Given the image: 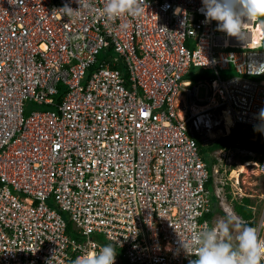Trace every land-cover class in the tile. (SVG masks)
Instances as JSON below:
<instances>
[{
    "label": "built area",
    "instance_id": "obj_1",
    "mask_svg": "<svg viewBox=\"0 0 264 264\" xmlns=\"http://www.w3.org/2000/svg\"><path fill=\"white\" fill-rule=\"evenodd\" d=\"M87 3L69 18L76 0H0V264H72L108 243L115 264H189L180 240L195 252L193 232L213 227L194 136L217 111L264 125V73L247 70L264 62V31L249 21L230 36L202 0H139L140 15L115 19L107 0ZM192 66L215 74L204 103ZM28 101L47 109L26 113ZM240 220L264 238V209Z\"/></svg>",
    "mask_w": 264,
    "mask_h": 264
},
{
    "label": "clouds",
    "instance_id": "obj_2",
    "mask_svg": "<svg viewBox=\"0 0 264 264\" xmlns=\"http://www.w3.org/2000/svg\"><path fill=\"white\" fill-rule=\"evenodd\" d=\"M76 2L79 4V10L73 9L70 4H65L60 11L71 18L82 8L90 7L87 0H76ZM202 4L203 7L200 11L206 17V22L218 21V28L230 36H237L241 39L246 35L244 30L249 21L258 20L261 25H264V0H202ZM103 12L108 19H115L126 12L140 15L143 12V7L139 0H107ZM247 70L251 75L264 73V62L250 60ZM187 80L192 79L188 78ZM259 117L264 120V108L260 109ZM213 123L214 119L208 129L203 128V132L207 131L211 134L215 126ZM254 130L264 131V125H254ZM197 135L201 137L202 134ZM223 152H220L221 155ZM226 154L228 153L226 152ZM215 159L214 168H216L217 162L221 161L218 158ZM207 189L209 190L208 183ZM210 193L209 190V195ZM216 194L220 196V193L216 192ZM221 212L223 211L221 210ZM210 215L208 214V216ZM190 240L196 246L195 252L189 250L187 241L180 240L186 252L196 256V259L190 260L189 264H264V238L259 235V229L244 223L233 215L221 218L213 227L193 232ZM116 255V245L108 243L99 246L98 251L82 253L72 261V264H115Z\"/></svg>",
    "mask_w": 264,
    "mask_h": 264
},
{
    "label": "rangeland",
    "instance_id": "obj_3",
    "mask_svg": "<svg viewBox=\"0 0 264 264\" xmlns=\"http://www.w3.org/2000/svg\"><path fill=\"white\" fill-rule=\"evenodd\" d=\"M105 51L106 50L103 49L102 52ZM106 55L107 57L108 55L110 56L111 52L106 51ZM113 56L116 60H121L118 54L113 53ZM192 70L193 73L189 74L187 78H191L192 82H194V84L198 86L197 101L204 103L208 100V87L206 84L208 79H200L199 81L196 80L198 79L197 75L201 73V68L196 67ZM235 74L236 72L234 68L221 72V75L223 77ZM198 108L199 107H197L196 109ZM46 109V106L38 105L37 103L32 101H28L26 103V113L34 110L44 111ZM213 119V124H215L216 122L217 124H215L214 128L212 129V133H205L200 137V140H202L203 144L206 143L205 145H209L212 141L218 139L220 136L229 135L233 129L231 125H228L226 120L227 118L224 119L223 114L220 111H217V113L215 112ZM239 129V134L242 135L243 138L239 139L238 142H236L237 144L230 148L228 154L221 155L220 152H216L219 150H216L215 152H212V156L210 151H208L206 148L202 149L201 151L204 160L208 164L210 176L214 178V181L208 185V188L211 192V209L212 213L215 215L216 222L228 215L243 218L241 213L235 211L234 203L235 201L243 202V200L241 201V197L244 195L251 197L250 207L252 208L253 216H255L256 220L260 219L262 211L264 209V174L259 171L256 164L260 157V153L256 152L253 149L249 150L242 147V145H244L245 143L251 144L255 136H258L260 134V131H256L254 130L253 126L246 124H239ZM248 155H250L252 159L247 160L246 157ZM218 157H221V161H219V165H215V167L219 169V173L216 174L215 172H213L214 163H212V159ZM246 161H248L249 164L245 166L246 170L243 171L240 167L242 164H246ZM216 192L220 193V196H217ZM51 204H55L53 199H51ZM224 204H228L230 206V209H223ZM221 210L223 212H221ZM223 214H226L225 217L223 216ZM65 216L67 215L65 214ZM233 235L235 236V233H233Z\"/></svg>",
    "mask_w": 264,
    "mask_h": 264
},
{
    "label": "trees",
    "instance_id": "obj_4",
    "mask_svg": "<svg viewBox=\"0 0 264 264\" xmlns=\"http://www.w3.org/2000/svg\"><path fill=\"white\" fill-rule=\"evenodd\" d=\"M104 54L105 53H101L99 57L101 58ZM105 56H107V55H105ZM107 59L113 60V61L119 62V63L122 62L119 65V68L123 71V73L125 75L128 74V72H127L128 70H127L126 65H125V63L123 62L122 59L121 60H116L114 58V56H113V53L110 56L108 55ZM193 68H196V67H193ZM198 68H201V73L197 75L198 79H196L198 81L200 79H208L209 80L210 78L212 79L215 76L213 70H207V69L202 68V67H198ZM192 69L190 70V72L187 75H185L186 79H188L187 76L189 74L193 73ZM239 130H240L239 129V124H236L235 127H233L232 132L229 135H225V136L220 137L216 141H213L210 145H204L202 140H200V137L197 134L195 136H196V140L198 142L200 151H202V149L206 148L211 153L212 151H214L216 149L230 148V147H233L234 145H236L237 144L236 142H238L239 139L243 138V136L239 134ZM242 147L243 148H248L250 150L253 149V150H255L258 153H264V144H261L260 140H258V139L256 141H252L251 144L250 143H246V144L242 145ZM246 158L247 159H251V156L248 155ZM214 162H216L215 158L212 159V163H214ZM213 181H214L213 177H210L208 185L211 184ZM242 200H243V202L235 201V203H234L235 211L241 213L244 219L251 220V218L254 217L252 208L250 207L251 206V197L244 196L242 198ZM209 214H212V212H210Z\"/></svg>",
    "mask_w": 264,
    "mask_h": 264
},
{
    "label": "bare ground",
    "instance_id": "obj_5",
    "mask_svg": "<svg viewBox=\"0 0 264 264\" xmlns=\"http://www.w3.org/2000/svg\"><path fill=\"white\" fill-rule=\"evenodd\" d=\"M258 29H259L260 31H264V25H261V24H260V25L258 26ZM103 49L106 50V51L112 52V48H111V47H108L107 49H106V48H103ZM110 49H111V50H110ZM119 54H120V53H119ZM97 63H98V62L96 61V63H93V65H96ZM192 67H193V66H192ZM192 67H190V69H191ZM194 67H195V66H194ZM257 77H261V78H263L264 75L257 76ZM213 78H214V77H213ZM213 78H212V79H213ZM201 80H205V79H201ZM210 80H211V79H210ZM199 100H200V98H199ZM192 111L195 112L196 110H192ZM199 117H201V115H199ZM226 117H227L226 120H227V123H228L229 126H230V125H231V126H235V125H236V124H233V123H232L231 118H230L228 115L224 114V115H223V118L225 119ZM208 120L212 121L213 119L209 118ZM215 124H217V122H216ZM238 124H239V123H238ZM246 125H251V124H246ZM251 126L254 127V125H251ZM205 133L208 134L207 131L201 132L200 134H205ZM208 136H209V135H208ZM194 137L196 138V136H194ZM220 137H221V136H220ZM220 137H219V138H220ZM219 138H218V139H219ZM216 140H217V139H216ZM216 140H214V141H216ZM212 142H213V141H212ZM212 142H211V143H212ZM211 143H210V144H211ZM260 143H261V141H260ZM205 144H206V143H205ZM210 144H209V145H210ZM261 144H264V143H261ZM230 148H231V147H230ZM230 148H221V149H218V150L226 151V152L228 153V151L230 150ZM221 151H216V152H221ZM214 152H215V151H214ZM211 155H212V153H211ZM212 156H213V155H212ZM251 159H252V157H251ZM247 160H249V159H247ZM259 162H260V159H258V162L256 163L258 169H259V166H258V163H259ZM248 164H249L248 161H246V164H242L240 168H242V170L244 171V170H246L245 166L248 165ZM216 165H219V161L217 162ZM217 173H219V169L216 170V174H217ZM261 173H262V172H261ZM262 174H264V173H262ZM207 182H209V180H208ZM244 196H245V195H244ZM244 196L241 197V201H242V198H243ZM22 197L25 198L26 195H22ZM249 197H250V196H249ZM239 202H240V201H239ZM255 214H256V213H255ZM261 216H262V215H261ZM209 218L211 219V223H212V225L214 226L216 223L213 221L212 217L209 216ZM240 219H244V218L241 217ZM249 222H250V223H251V222L253 223L254 221L251 220V221H249Z\"/></svg>",
    "mask_w": 264,
    "mask_h": 264
},
{
    "label": "crops",
    "instance_id": "obj_6",
    "mask_svg": "<svg viewBox=\"0 0 264 264\" xmlns=\"http://www.w3.org/2000/svg\"><path fill=\"white\" fill-rule=\"evenodd\" d=\"M245 144H246V143H245ZM244 149H248V148H244ZM228 152H229V151H228ZM223 209H230V206H229L228 204H224ZM223 216L225 217L224 214H223ZM210 217H212L213 221L216 223V218H215V215H214L213 213L211 214ZM237 218H238V217H237ZM253 218H255V216L252 217L251 219H253Z\"/></svg>",
    "mask_w": 264,
    "mask_h": 264
}]
</instances>
